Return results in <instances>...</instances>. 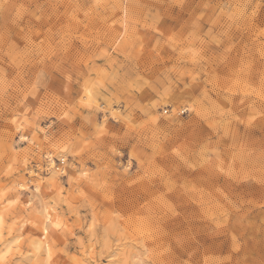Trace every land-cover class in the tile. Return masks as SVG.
Instances as JSON below:
<instances>
[{"label":"rangeland","instance_id":"obj_1","mask_svg":"<svg viewBox=\"0 0 264 264\" xmlns=\"http://www.w3.org/2000/svg\"><path fill=\"white\" fill-rule=\"evenodd\" d=\"M0 264H264V0H0Z\"/></svg>","mask_w":264,"mask_h":264},{"label":"bare ground","instance_id":"obj_2","mask_svg":"<svg viewBox=\"0 0 264 264\" xmlns=\"http://www.w3.org/2000/svg\"><path fill=\"white\" fill-rule=\"evenodd\" d=\"M53 162H51V163H53ZM34 188H35V190H38L39 191L40 188H41V184L40 183H36ZM43 214H44L45 222L48 223V224H51L52 223V220H51V216L49 215V212H47L45 210V212ZM43 242H44V235L43 234L40 237L34 238L33 239V243H34L33 250L35 249V251L38 253L40 251V249L42 248V246H43ZM7 246H9L8 243L4 247H2L1 252L3 251V249L8 248ZM32 247H33V245H32Z\"/></svg>","mask_w":264,"mask_h":264}]
</instances>
